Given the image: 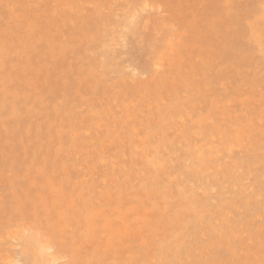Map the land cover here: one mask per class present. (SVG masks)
<instances>
[{
  "label": "rangeland",
  "instance_id": "obj_1",
  "mask_svg": "<svg viewBox=\"0 0 264 264\" xmlns=\"http://www.w3.org/2000/svg\"><path fill=\"white\" fill-rule=\"evenodd\" d=\"M142 2L153 4V10L152 7H149L147 11L142 10L144 9L141 6ZM137 4L140 5L138 9L142 14L139 21V35L131 47L132 57L136 61L144 62L149 56L148 42L166 29L172 37L174 36V42L169 45L165 41L162 43L164 58H162L163 61L161 60V68L151 69L149 74L132 76L127 71V69H132L127 66L133 63L129 60V48L123 45L119 33L125 32L123 19L127 20V18L124 14H129L128 11ZM0 23V44L10 47L9 54H0V58H5L7 66L6 70L0 69V264L7 253L21 250L20 235L21 232L23 235L28 234V228L33 229L32 231L36 234L35 238L38 240L45 235L44 239L49 237L57 247L67 246L64 249L66 253L70 251L67 253L68 258L60 264H163V262L169 264H264V185H262L264 178H259L261 174L264 176V140H261L264 138V0H0ZM107 34L114 36L117 43L110 46V49H114L110 53L115 51V55L110 54L113 59H107V64L103 65L102 59L105 58V54L100 50L101 39ZM108 61H111L110 65ZM114 67L121 69L117 70ZM122 67H126V70ZM120 70L125 71L121 73ZM103 74L104 80H101ZM208 78L211 81L208 82ZM13 98H16L20 107L19 115L11 114L12 103L9 107L2 104ZM68 101L74 107H71ZM64 107L69 112L65 111ZM226 107L232 110L230 108V110H225ZM177 108H179V114H177ZM217 110L222 111L221 114ZM59 112L63 114L61 117H59ZM234 114L237 115L234 116ZM76 117H80V120ZM208 118L209 121H207ZM257 118H260L262 122L260 123ZM199 119L203 125L205 124L204 126L198 125L200 124V121H197ZM238 119L241 121L239 122ZM122 121H128V123ZM96 122L101 123L98 126ZM193 122L202 131L195 128L192 125ZM150 123L154 126L152 127ZM107 125L112 130L106 128ZM229 126H232V129ZM193 128L197 133L204 134V137L199 134L200 137L196 138L197 133ZM257 128H260L259 130L263 133H260ZM206 130H209L210 134ZM152 131L157 133H152ZM162 132L166 135L164 136ZM187 133L193 138L188 139ZM241 133L242 138H235L239 135L241 137ZM213 134L215 137H212ZM108 135L110 138L106 137ZM148 135L149 140L146 138ZM69 136L74 137L73 141ZM178 136L183 138L180 139ZM127 137L129 141L125 140ZM212 139H215V142L211 147L209 141ZM117 140L120 142H116ZM181 140L186 141L184 145ZM195 140L197 145L200 144L198 148L195 147ZM243 140L244 144H242ZM112 141L115 143L113 144ZM130 141L133 148L129 145ZM249 141H254V143H249ZM261 141L263 146L260 145ZM159 142H161L160 145H158ZM174 142L177 146L173 144ZM178 142L181 145L178 146ZM222 142H226L228 148L233 144L234 147L230 148L233 153L229 150L230 153H227ZM75 143H78L77 147ZM164 143L166 146L169 144L170 149L173 148L171 149L173 153L169 157L166 154L169 159L167 162L162 160V162L165 161L162 169L155 167L154 170L153 166L148 164L154 156L153 145L156 147L165 145ZM204 145H208L209 148L204 147L206 149L203 153L210 157L209 159L205 157V164H202L198 156L203 149L201 146ZM214 145L223 147L220 155L214 154L216 153L213 150ZM191 146L195 147V151ZM252 146L256 149H252ZM71 148H74L73 152H70ZM176 148H178L177 151ZM141 149L145 150V153L151 152L147 156L142 154ZM207 149L210 151H206ZM118 150L125 151V153L121 151L119 153ZM122 153H124L123 156L127 155L125 157L128 159L123 158ZM224 155L228 156L224 157ZM74 156L75 159L72 162ZM107 156L110 157L107 158ZM221 158L226 159L224 160L226 164H223ZM258 159L260 160L257 161ZM76 160L78 163L75 162ZM227 160L230 161L229 164ZM46 161L52 165L46 164ZM194 161L198 163L197 167ZM214 161L216 167L222 165L219 171L217 169L214 171ZM110 162L117 168L113 170L114 166ZM180 162L185 164L179 165ZM231 162H234V165ZM255 162H262V164L260 166ZM208 163L214 166H209ZM74 165L76 167H73ZM187 166L193 172L189 171ZM183 167L184 169H181ZM239 168L243 171H239ZM119 169H122V172ZM125 169L128 172H125ZM178 169L182 172L177 171ZM225 169H227L226 174ZM197 170L200 171L197 172ZM108 171L112 174H108ZM196 172L199 179L195 176ZM204 172H209V174L206 176ZM236 172H241V174L238 175ZM251 172H253L252 175ZM123 173L124 176H122ZM247 174H250V179ZM101 176L104 178L102 179ZM175 177L178 179L176 180ZM207 177L210 179L205 181ZM241 177L244 179H240ZM181 181L182 185L188 184L185 187H189L184 194L183 189L179 188H183ZM188 182L195 184L194 187L192 188ZM225 182L229 183L223 185ZM233 182H236L237 188L231 185ZM202 183L209 184V189H212L213 184V187H217L218 190L214 188L210 192L204 185L207 190L205 192L204 188L201 189ZM223 186L226 187L225 192L229 196L223 192L225 188ZM245 186L248 187L247 190L249 189L246 192H244ZM64 189L68 193H65ZM190 189L195 190L196 197L188 192ZM157 191L161 193L156 194ZM196 191H198L197 194ZM255 192L261 199L255 195ZM223 198L226 199L223 200ZM248 198L253 203L252 205L250 201L246 202ZM252 198L254 201L251 200ZM82 199L86 200V203ZM227 200L228 202L225 203ZM192 201L200 206L196 207L194 204L195 209L193 205L191 208ZM167 205L172 207L168 206V211ZM235 205H239L238 208ZM205 206L209 211L207 215L204 214L206 218L203 217V219L199 214L202 209L199 208L204 209ZM227 206L228 211L225 214L224 209ZM213 207L219 208L215 212L216 208ZM220 208L224 211L222 212ZM228 212L230 215L227 216ZM79 215L82 220H79ZM195 217L198 219L196 220ZM198 220L203 222V224L198 223L200 227L195 226ZM83 221L89 223L93 221L91 222L93 227L88 222H85V227ZM190 221L191 223L193 221L194 225ZM87 225L90 226L91 232L87 230ZM60 227L63 232H60L62 229L58 230ZM69 229L72 231L75 229L74 233ZM95 229H97L96 232ZM65 230L71 234L65 233ZM182 231L183 234L178 235ZM200 231H204V234L201 235ZM80 238L82 240H79ZM63 239L69 243L66 244L67 241ZM82 243H87L88 247L85 248L87 244ZM168 243L171 246L166 245ZM206 247L209 249L207 250ZM74 248L76 251L72 250ZM175 249L185 252L176 263L173 261ZM195 249L198 251L196 252ZM194 252L196 253L192 255ZM76 254L81 258L79 256L77 258ZM77 260L78 263H76Z\"/></svg>",
  "mask_w": 264,
  "mask_h": 264
},
{
  "label": "bare ground",
  "instance_id": "obj_2",
  "mask_svg": "<svg viewBox=\"0 0 264 264\" xmlns=\"http://www.w3.org/2000/svg\"><path fill=\"white\" fill-rule=\"evenodd\" d=\"M126 1V0H125ZM63 3H66V2H64L63 1ZM68 3V2H67ZM75 5V4H74ZM139 4H137V6L135 7L134 5V7L133 8H131L128 12H129V14L128 13H126V14H124L125 16H126V18H127V20L126 19H123V25L125 26V32H123V30H122V34H120L119 33V35H121V38H122V41H123V45H125L126 47H128L129 49H128V53H130L129 54V60L130 61H132L133 63L131 64V65H129V67L127 66V68H131L132 67V69L131 70H129V69H127V71H128V73H130V74H132V76H137V75H141V74H144V73H148L151 69H156L157 67H162V58H164L163 57V51H162V47H161V45H162V43H164V41L165 42H167V44L169 45V44H171V43H173L174 41H173V37L168 33V29H166L165 31H163L162 33H160V35L158 36V37H156V38H153V39H150V41L148 42V44H149V56H148V58H145V60H144V62H139V61H136L133 57H132V55H133V51L131 50V47H132V44H133V42L137 39V37H138V35H139V21H140V17H141V14H140V10L138 9L139 8V6H138ZM141 6H143V8L144 9H142V10H146L147 11V9L149 8V7H152L153 6V4L151 5V4H149L148 2L146 3V2H142L141 3ZM155 6V5H154ZM62 7H63V5H62ZM233 7V6H232ZM76 8H79V7H76ZM142 8V7H141ZM70 9V8H69ZM71 9H73L74 10V8H71ZM152 10H153V7L151 8ZM70 11H72V10H70ZM73 12V11H72ZM125 12V11H124ZM60 14V13H59ZM58 14V15H59ZM123 15V16H124ZM22 16V15H21ZM149 17V16H148ZM31 20V19H30ZM121 20V19H120ZM71 22H72V20H71ZM1 24V23H0ZM146 25V24H145ZM123 26V27H124ZM118 27V26H117ZM120 27V26H119ZM146 27H147V25H146ZM123 29V28H122ZM147 29V28H146ZM121 30V29H120ZM119 30V31H120ZM252 35V34H251ZM18 37V36H17ZM119 38H120V36H118ZM66 38V37H65ZM118 39V38H117ZM4 40V39H3ZM152 40V41H151ZM13 41V40H12ZM70 41H71V39H70ZM120 41V40H119ZM2 42V41H1ZM9 42H10V40H9ZM121 42V41H120ZM14 43V42H13ZM39 43V42H38ZM97 43V42H96ZM115 43H117V41L115 40V37L114 36H111V35H106L105 37H103L102 39H101V49L100 50H102L103 52H104V54H105V58L104 59H102L103 61H102V63H103V65H106L107 64V59H111L112 58V56H110V54H114L115 55V51H113V53H110L111 52V50H114V49H110V46H111V44H115ZM119 43V42H118ZM6 44V43H5ZM41 44V43H40ZM98 45V44H97ZM8 45H4V44H0V54H9L10 53V47H7ZM35 46V45H34ZM97 46H95V48H96ZM98 47H99V45H98ZM113 47V46H112ZM119 47V46H118ZM16 51V50H15ZM26 51V50H25ZM236 53H237V51H235ZM234 52V53H235ZM241 52H243V51H241ZM235 53V54H236ZM245 53V52H244ZM14 56V55H13ZM110 57V58H109ZM114 58H115V56H113ZM98 58V57H97ZM100 58V57H99ZM103 58V57H102ZM118 58V57H117ZM116 58V59H117ZM121 58H122V55H121ZM113 59V58H112ZM10 60V59H9ZM162 60V61H161ZM99 61H100V59H99ZM98 61V62H99ZM9 62V61H8ZM93 62V61H92ZM91 62V63H92ZM111 62V61H110ZM110 62L108 61V63H109V65H110ZM165 62V61H164ZM97 63V62H96ZM128 63V62H127ZM166 63V62H165ZM112 64V63H111ZM96 65V64H95ZM117 65V64H116ZM113 66V65H112ZM103 68H104V66H102ZM102 67H99V68H102ZM111 67V66H110ZM6 68H7V66H6V62H5V58H0V69H5L6 70ZM97 68V67H96ZM106 68V67H105ZM115 68V67H114ZM117 68V67H116ZM115 68V69H116ZM122 68H124V67H122ZM114 69V70H115ZM119 69H121V68H117V70H119ZM125 70H126V67L124 68ZM106 70V69H105ZM125 70H123V72H121V70L119 71V72H121V73H124V71ZM159 70H161L162 71V69H159ZM246 70V69H245ZM17 71H18V69H17ZM116 71V70H115ZM101 72H103V71H101ZM101 72H99V73H101ZM105 72V71H104ZM118 72V71H117ZM223 72V71H222ZM106 73V72H105ZM112 73V72H111ZM126 73V72H125ZM150 73V72H149ZM148 73V74H149ZM95 74H97L98 75V73H95ZM223 74V73H222ZM221 74V75H222ZM101 75V74H100ZM7 76V75H6ZM5 78V77H4ZM92 78V77H91ZM94 78V77H93ZM129 78H131V77H129ZM94 79H96V77L94 78ZM93 79V80H94ZM132 79V78H131ZM98 80V79H97ZM101 80H104V74H103V79H101ZM206 81H207V79H206ZM209 81H211V80H209V78H208V82ZM1 82V81H0ZM101 82V81H100ZM103 82V81H102ZM4 83V82H3ZM213 83V82H212ZM99 84V83H98ZM215 84V83H214ZM213 84V85H214ZM97 85V84H96ZM214 87H215V85H214ZM206 98V97H205ZM211 98V97H210ZM264 98V97H263ZM73 100V99H72ZM71 100V101H72ZM210 100V99H209ZM102 101V100H101ZM104 101V100H103ZM163 101V100H162ZM181 101V100H180ZM179 101V102H180ZM69 102V101H68ZM10 103H12V110H11V114H13V115H19V113H20V107L18 106V104H17V101H16V98H13V99H11L10 101H8V102H3L2 104L3 105H8V107H9V105H10ZM70 103V102H69ZM102 102H100V104H101ZM175 103V102H174ZM209 103H211V102H209ZM218 103H220V102H218ZM1 104V103H0ZM78 105L80 104V103H77ZM180 104V103H179ZM182 104V103H181ZM184 104V103H183ZM212 104V103H211ZM215 104V103H214ZM259 104V103H258ZM70 105H71V103H70ZM69 105V106H70ZM175 105V104H174ZM202 104H200V106H201ZM219 106H220V104H218ZM217 105V106H218ZM230 105V104H229ZM1 106V105H0ZM5 106V107H6ZM69 106H68V108H69ZM74 107V105H71V107ZM176 106V105H175ZM174 106V107H175ZM214 106V105H213ZM213 106H210L211 108H213ZM222 106V105H221ZM4 107V108H5ZM67 107V106H66ZM228 107V106H227ZM224 108L225 110H227V109H229V108ZM151 108H152V106H151ZM217 108V107H216ZM65 111H68V109L67 108H63ZM67 109V110H66ZM74 109V108H73ZM175 109V108H174ZM178 109L179 108H177V111H178ZM186 109V108H185ZM208 109V108H207ZM206 109V110H207ZM222 109V108H221ZM231 109V108H230ZM229 109V110H230ZM6 109H4V111H5ZM24 110V109H23ZM62 110V109H61ZM187 110V109H186ZM205 110V111H206ZM214 110V109H213ZM232 110V109H231ZM3 111V110H2ZM1 111V112H2ZM3 111V112H4ZM7 111V110H6ZM142 111V110H141ZM200 111H202V110H200ZM216 111V110H215ZM217 111H219V113L221 114V112L222 111H220V110H217ZM224 111V110H223ZM64 112V111H63ZM69 112V111H68ZM67 112V113H68ZM161 112V111H160ZM166 112V111H165ZM165 112H163L164 114H166ZM181 112V111H180ZM207 112V111H206ZM234 112V111H233ZM95 113V112H94ZM127 113H129V112H127ZM156 113V112H155ZM175 113H176V111H175ZM219 113H217V114H219ZM59 114H60V112H59ZM158 114V113H157ZM163 114V115H164ZM177 114H179V111H178V113ZM216 114V115H217ZM245 114V113H244ZM63 114L61 113L60 115H59V117H61ZM65 115V114H64ZM127 115V114H126ZM191 115H192V113H191ZM190 115V116H191ZM206 115V114H205ZM209 115L211 116V114L209 113ZM237 115V114H236ZM235 114H234V116H236ZM246 115V114H245ZM168 116V115H167ZM204 115H203V113H202V117H203ZM208 116V115H207ZM219 116V115H218ZM226 116V115H225ZM244 116V115H243ZM248 116V115H247ZM67 118H68V116H66ZM110 117V116H109ZM159 117V116H158ZM209 117V116H208ZM215 117V116H214ZM220 117H224V115L223 116H221L220 115ZM219 117V118H220ZM231 117H233V115L232 116H230V118ZM246 117V116H245ZM244 117V118H245ZM73 118V117H72ZM77 118V117H76ZM129 118H131L130 116H129ZM128 118V119H129ZM164 118V117H163ZM199 118H201V117H199ZM212 118V117H211ZM240 118H241V116H240ZM261 118V117H260ZM259 118V119H260ZM57 119V118H56ZM78 120H80V117H78L77 118ZM77 119H75V122H76V120ZM123 119H125V117L123 118ZM158 119V118H157ZM173 119V118H172ZM180 119V118H179ZM183 119H184V117H183ZM202 119V118H201ZM215 119V118H214ZM213 119V120H214ZM232 119V118H231ZM237 119V118H236ZM251 119V118H250ZM258 119V118H257ZM258 119V121H260V123L262 122V120H259ZM262 119V118H261ZM81 120H82V118H81ZM127 120V119H126ZM132 120V119H131ZM159 120V119H158ZM157 120V121H158ZM161 120H162V118H160V122H161ZM202 120H204V119H202ZM210 119L208 118L207 119V121H209ZM212 120V119H211ZM212 120V121H213ZM217 120V119H216ZM225 120V119H224ZM224 120H223V122H224ZM57 121V120H56ZM83 121H85V120H83ZM82 121V122H83ZM156 121V120H155ZM195 121V120H194ZM197 121H200V119L199 120H197ZM219 121V120H218ZM217 121V122H218ZM220 121H221V119H220ZM238 121H239V119H238ZM238 121H236V122H238ZM241 121V120H240ZM239 121V122H240ZM58 122V121H57ZM68 122H69V120H68ZM82 122H80V123H82ZM105 122V121H104ZM122 122H124V121H122ZM151 122H154V121H151ZM168 122V121H167ZM204 122V121H203ZM238 122V123H239ZM244 122H245V119H244ZM244 122H243V124H244ZM248 122V121H247ZM77 123V122H76ZM97 123V122H96ZM101 123V122H100ZM99 123V124H100ZM107 123V122H106ZM124 123H128V121L127 122H124ZM162 123V122H161ZM160 123V124H161ZM164 123V122H163ZM162 123V124H163ZM183 123V122H182ZM194 123L195 122H193V124L192 125H194ZM215 124H216V122H214ZM222 123V122H221ZM237 123V124H238ZM250 123V122H249ZM248 123V124H249ZM99 124L97 123V125L99 126ZM151 124V123H150ZM154 124H155V122H154ZM157 124V123H156ZM161 124V125H162ZM196 124V123H195ZM202 124V121H200V124H198V125H201ZM218 124V123H217ZM216 124V125H217ZM219 124H220V122H219ZM230 124V123H229ZM243 124H241V125H243ZM247 124V125H248ZM252 124H254V123H252ZM74 125V124H73ZM72 125V126H73ZM96 125V124H95ZM108 125H110V124H108ZM108 125H107V127L106 128H110L111 129V127H108ZM115 125V124H114ZM166 125V124H165ZM189 125V124H188ZM197 125V124H196ZM203 125V124H202ZM201 125V126H202ZM205 125V124H204ZM203 125V126H204ZM207 125V124H206ZM214 125V124H213ZM71 126V125H70ZM106 126V125H105ZM151 126L153 127L154 125L153 124H151ZM186 126V125H185ZM195 126V125H194ZM208 126H209V124H208ZM225 126V125H224ZM232 126H234V124L232 125ZM231 126V127H232ZM74 127V126H73ZM77 126H75V128H76ZM83 127V126H82ZM100 127H101V125H100ZM149 127H150V125H149ZM162 127V126H161ZM197 126H195V128H196ZM200 127V126H199ZM215 127H217V126H215ZM230 126H229V128H231ZM251 127H253V125L251 126ZM255 128H256V126H254ZM72 128V127H71ZM113 128V127H112ZM117 128V127H116ZM136 128V127H135ZM155 128L157 129V126H155ZM159 128V127H158ZM176 128V127H175ZM198 128V127H197ZM202 128V127H201ZM227 128V127H226ZM225 128V129H226ZM233 128H235V127H233ZM89 129V128H88ZM115 129V128H114ZM114 129H113V131H114ZM119 129V128H118ZM137 129V128H136ZM151 129V128H150ZM161 130H162V128H160ZM185 129V128H184ZM194 129V128H193ZM199 129V128H198ZM206 129V128H205ZM209 129V128H208ZM232 129V128H231ZM249 129V128H248ZM258 130L260 129V128H257ZM112 130V129H111ZM154 130V129H153ZM185 130H187V129H185ZM190 130V129H189ZM195 130V129H194ZM200 131H202L201 129H199ZM204 130V129H203ZM218 130V129H217ZM116 131V130H115ZM119 131V130H118ZM156 131V130H155ZM155 131H152V133L154 132L155 134L157 133V132H155ZM158 131V130H157ZM165 131H166V129H165ZM171 131V130H170ZM191 131V130H190ZM196 131V130H195ZM200 131H198V132H200ZM207 131V130H206ZM216 131V130H215ZM224 131V130H223ZM246 131V130H245ZM251 131V130H250ZM260 131V130H259ZM67 132V131H66ZM97 132V131H96ZM139 132V131H138ZM150 132V131H149ZM204 132V131H203ZM208 133H209V130L207 131ZM227 132V131H226ZM230 132V131H229ZM233 132H234V130H233ZM240 132H241V130H240ZM109 133V132H108ZM122 133V132H121ZM145 133V132H144ZM151 133V134H152ZM165 133V132H164ZM182 133H184V132H182ZM196 133H197V131H196ZM208 133H205L206 135L208 134ZM218 133V132H217ZM237 133V132H236ZM239 133V132H238ZM237 133V134H238ZM250 134H251V132H249ZM253 133V132H252ZM260 133H263V131L261 132L260 131ZM114 134H115V132H114ZM117 134H119V133H117ZM138 134V133H137ZM150 134V135H151ZM161 133L159 132V135H160ZM162 134H163V132H162ZM188 134V133H187ZM193 134H195V132L193 133ZM200 133H197V137H196V134H195V137L196 138H198V136L200 137V135L201 136H203L202 134H200ZM210 134V133H209ZM215 134H216V132H215ZM215 134H213L212 135V137H215ZM229 135H230V133H228ZM232 134V133H231ZM240 134V133H239ZM97 135H99V134H97ZM139 135V134H138ZM158 135V136H159ZM164 136L166 135V134H163ZM182 136H183V134H181ZM217 135V134H216ZM220 135V134H219ZM234 135V134H233ZM245 135H247V134H245ZM62 136V135H61ZM61 136H59V137H61ZM74 136H76V135H74ZM163 136V137H164ZM168 136V135H167ZM188 136V139L189 138H193V136L192 137H189V134L187 135ZM210 136V135H209ZM209 136H207V137H209ZM221 136V135H220ZM220 136H219V138H220ZM256 137H257V135H255ZM70 137V136H69ZM73 137V136H72ZM106 137H109L110 138V136L108 135V136H106ZM114 137V136H113ZM117 137V136H116ZM123 137V136H122ZM146 137V136H145ZM151 137H153L152 135H151ZM169 137V136H168ZM186 137V136H185ZM184 137V139H186ZM204 137V136H203ZM218 137V136H217ZM216 137V138H217ZM230 137H232L231 135H230ZM244 137V136H243ZM256 137H253L252 136V138H256ZM71 138V137H70ZM74 138V137H73ZM73 138H71V140L73 139ZM118 138H119V140H120V137H119V135H118ZM142 138V137H141ZM148 140H149V135H148V137H146ZM159 138V137H158ZM167 137H165V139H166ZM178 138H180V136H178ZM177 138V139H178ZM181 138H183V137H181ZM180 138V139H181ZM195 138V139H196ZM221 138H223L222 136H221ZM220 138V139H221ZM227 138V137H226ZM235 138H242V133H241V137H240V135L238 136V137H235ZM61 139H63V137H61ZM60 139V140H61ZM106 139V138H105ZM115 139V138H114ZM128 139V137L127 138H125V140H127ZM151 139V138H150ZM161 139V138H160ZM176 139V138H175ZM209 139V138H208ZM219 139V140H220ZM258 139V138H257ZM256 139V140H257ZM259 139H261V138H259ZM75 140V139H74ZM109 140V139H108ZM111 140V139H110ZM109 140V141H110ZM122 140H124V139H122ZM124 140V141H125ZM153 140V139H152ZM159 140V139H158ZM167 140H168V138H167ZM166 140V141H167ZM170 140V139H169ZM241 140V139H240ZM261 140H264V138L263 139H261ZM73 141V140H72ZM104 141H106V140H104ZM109 141H106V142H109ZM114 141V140H113ZM112 141V142H113ZM123 141V143H125ZM128 141H129V139H128ZM151 141V140H150ZM155 141V140H154ZM162 141V140H161ZM165 141V140H164ZM172 141V140H171ZM174 141H176V140H174ZM201 141V139L199 140V142ZM223 141V140H222ZM248 141V140H247ZM116 142H120V141H116ZM147 142H149V141H147ZM170 142V141H169ZM181 142H182V140H181ZM184 142H186V141H184ZM184 142H182V144L184 143ZM193 142V141H192ZM206 142V141H205ZM208 142V141H207ZM215 142V139H212V140H210L209 141V146H211L213 143ZM115 142H113V144H114ZM152 144H153V142H151ZM150 143V144H151ZM156 143V142H155ZM160 143L161 142H159V144L158 145H160ZM176 143H177V141H176ZM222 143H224V142H222ZM233 143V142H232ZM245 142H244V140H243V142H242V144H244ZM249 143H254V141L253 142H250L249 141ZM56 144V143H55ZM73 144V143H72ZM108 144H110V143H108ZM112 144V143H111ZM121 144V143H120ZM146 144V143H145ZM149 144V143H148ZM165 145H161V146H156L155 147V145H153L154 146V148H153V157L149 160V165H152L153 166V168H154V170H155V167L156 168H158L159 170H160V168L164 165V162H162V160L164 159V160H166V162L168 161V159L169 158H167V156H166V154H168V157L169 156H171L172 155V151H171V149H173V148H171L170 149V146H169V144L166 146V143H164ZM175 146H177L176 144H175V142L173 143ZM179 144H180V142H178V146H179ZM191 144V143H190ZM194 144H196V140H195V143ZM216 144H217V142H216ZM229 144H231V143H229ZM240 144V143H239ZM260 144V143H259ZM259 144H257V145H259ZM53 145V144H52ZM77 145H78V143H75V146L77 147ZM126 145H128V144H126ZM129 145H131V147L133 148V144L131 143V141H130V144ZM135 145H137V143L135 144ZM181 145V144H180ZM184 145V144H183ZM187 145V144H186ZM191 145H193V144H191ZM200 145V144H199ZM199 145H197L196 144V148H198V146ZM206 145V144H205ZM201 146V148H203V149H201V151H200V154H199V156H198V158H199V160H200V162H202V164H205V157H208L207 155H204V153H203V151L208 147L209 148V146L207 145V146ZM220 145H221V143H220ZM216 146V145H214V151L216 152V153H214V154H217V155H220L221 153L220 152H222V150H223V147H221V146ZM223 145V144H222ZM241 145V144H240ZM250 145V144H249ZM260 145H262L263 146V143H262V141H261V144ZM110 146H112V145H110ZM122 146V145H121ZM150 146V145H149ZM149 146H146L147 148L149 147ZM216 146V147H215ZM224 146H225V149H227V153H230V152H228V150L229 151H231L232 152V149H230V148H232L231 146H233V144H231V145H229V148L227 147V143L225 142L224 143ZM239 146V145H238ZM72 147H73V145H72ZM124 147L126 148V146L124 145ZM145 147V146H144ZM171 147H172V145H171ZM174 147V146H173ZM183 148H184V146H182ZM195 147H193L192 148V146H191V148L192 149H194V151H195ZM204 147H206L205 149H204ZM212 147V146H211ZM234 147V146H233ZM236 147V146H235ZM243 147V146H242ZM248 147V146H247ZM250 147V146H249ZM70 148V147H69ZM68 148V149H69ZM138 148V147H137ZM136 148V149H137ZM143 148V147H142ZM150 148V147H149ZM200 148V147H199ZM120 149H122V148H120ZM139 149V148H138ZM143 149H145V148H143ZM143 149H141V150H143ZM175 149V148H174ZM177 149L178 148H176V151H177ZM182 149V148H181ZM189 149H190V147H189ZM237 149H239V148H237ZM252 149H256V147L255 148H253V146H252ZM71 151L70 152H73V150H74V148H71L70 149ZM126 150V149H125ZM140 150V151H141ZM196 150H198V149H196ZM242 150V149H241ZM248 150V149H247ZM119 151V150H118ZM121 152H124L125 153V151H122V150H120ZM120 151H119V153H120ZM147 151H148V149H147ZM162 151H164V152H162ZM191 151V150H190ZM193 151V150H192ZM206 151H210V149H207ZM206 151H205V153H206ZM213 151V152H214ZM151 152V151H150ZM149 151L147 152V153H145V150H143V152H142V154H146L147 156L149 155V153H150ZM225 151H223V153H224ZM225 152V153H226ZM242 152V151H241ZM241 152L239 153V154H241ZM261 152H263V151H261ZM124 153H122V156L124 155ZM233 153V152H232ZM237 153H238V151H237ZM249 153V152H248ZM254 153V152H253ZM260 153V152H259ZM106 154V153H105ZM104 154V155H105ZM117 154V153H116ZM174 154H175V152H174ZM189 154V153H188ZM195 154V153H194ZM193 154V155H194ZM198 154V153H197ZM213 154V155H214ZM69 155V154H68ZM97 155V154H96ZM101 155V154H100ZM99 155V156H100ZM103 155V156H104ZM108 155V154H107ZM118 155H121V154H118ZM118 155H117V157H118ZM128 155H129V147H128ZM152 155V154H151ZM191 155H192V153H191ZM211 155V154H210ZM229 155V154H228ZM228 155H226V156H228ZM246 154L244 153V156H245ZM102 156V157H103ZM125 156H127V155H125ZM125 156H123V158L125 157ZM216 155H214V157H215ZM225 155H224V157H226ZM233 156V155H232ZM73 157V156H72ZM105 157V156H104ZM110 157V156H109ZM108 156H107V158H109ZM143 157H145L144 155H143ZM210 157V156H209ZM209 157L207 158V159H209ZM71 158V157H70ZM96 158V157H95ZM125 158H127L128 159V157H125ZM194 158H195V155H194ZM215 158H217V157H215ZM249 158H250V160H252V157H250L249 156ZM74 159H75V156H74V158L72 159L73 161L72 162H74ZM104 159H106V158H104ZM112 159V158H111ZM119 159V158H118ZM122 159V158H121ZM127 159H125V160H127ZM142 159V158H141ZM190 159V158H189ZM206 159V160H207ZM214 159V158H213ZM212 159V160H213ZM222 160H223V158H221ZM100 160V159H99ZM102 160H103V158H102ZM113 160V159H112ZM197 160V159H196ZM224 160H226V159H224ZM224 160H223V164H226V163H224ZM229 160V159H228ZM227 160V164H229L230 163V161H228ZM231 160V159H230ZM237 160V159H236ZM247 160V159H246ZM260 159H258L257 161H259ZM107 161V160H106ZM176 161V160H175ZM191 161H193V160H191ZM217 161V160H216ZM234 161V160H233ZM71 162V163H72ZM76 163H78L77 162V160L75 161ZM81 162V161H80ZM102 162V161H101ZM126 162V161H125ZM178 162V161H177ZM195 163H196V161H194ZM207 162V161H206ZM215 162V161H214ZM213 162V163H214ZM219 162H220V160H219ZM229 162V163H228ZM241 163H242V161H240ZM240 162H239V165H240ZM57 163V162H56ZM104 163V162H103ZM112 162H110V164H111ZM113 163H114V161H113ZM113 163L111 164V165H113ZM120 163H123V162H120ZM174 163V162H173ZM181 163L182 162H180V164L179 165H181ZM191 163V162H190ZM232 164L234 163V162H231ZM255 163H258V162H255ZM46 164H48L47 163V161H46ZM49 164L50 165H52L50 162H49ZM48 164V165H49ZM58 164V163H57ZM75 164V163H74ZM100 164V163H99ZM105 164V163H104ZM177 164V163H176ZM182 164H185V163H182ZM194 164V163H193ZM209 164V163H208ZM207 164V165H208ZM215 164V166L214 165H212V164H209V166L210 165H212V166H214V171H215V169H217L218 171H219V167L220 168H222V165H220L219 167H216V162L214 163ZM232 164H230L231 166H233ZM260 164H262V162L261 163H258V165H260ZM103 165V164H102ZM124 165H126V164H124ZM178 165V164H177ZM189 165V164H188ZM197 165H198V163H196V167H197ZM199 165H200V163H199ZM229 165V166H230ZM239 165H237V166H239ZM242 165V164H241ZM65 166V165H64ZM80 166V165H79ZM99 166V165H98ZM106 166V165H105ZM114 167H112V169L114 170L115 168H117V166H115V165H113ZM170 166V165H169ZM172 166V165H171ZM183 166V165H182ZM185 166V165H184ZM194 166V165H193ZM228 166V167H229ZM237 166H235V168L237 167ZM249 166H251V165H249ZM256 166V165H255ZM261 166V165H260ZM52 167V166H51ZM73 167H76L75 165L73 166ZM110 167V168H111ZM121 167V166H120ZM177 167V166H176ZM186 167V166H185ZM188 167V166H187ZM190 167H191V165H190ZM195 167V168H196ZM199 167H202V166H199ZM203 167H204V165H203ZM240 167V166H239ZM246 167V166H245ZM102 168V167H101ZM122 168V167H121ZM125 168V167H124ZM137 168V167H136ZM163 168V167H162ZM161 168V169H162ZM166 168V167H165ZM170 168V167H169ZM172 168V167H171ZM174 168H175V166H174ZM180 168V167H179ZM189 168V167H188ZM193 168V167H192ZM205 168H207V167H205ZM210 168V167H209ZM232 168V167H231ZM234 168V167H233ZM234 168V169H235ZM242 168V167H241ZM251 168V167H250ZM98 169V168H97ZM168 169V168H167ZM181 169H184V167L183 168H181ZM180 169V170H181ZM190 170L189 171H192L191 170V168H189ZM198 169H200V168H198ZM208 169V168H207ZM244 169V168H243ZM46 170V169H45ZM68 170V169H67ZM99 170V169H98ZM107 170H109V171H111V169H107ZM106 170V171H107ZM112 170V173L114 172ZM119 170H121V172H122V169H119ZM118 170V171H119ZM135 170V169H134ZM138 170V169H137ZM179 169L177 170V171H180ZM188 170V169H187ZM208 170H210V169H208ZM226 170L227 169H225L224 170V173L226 174ZM233 170V169H232ZM237 170H238V167H237ZM240 170H242V169H240L239 168V171ZM70 171H72L71 169H70ZM73 171H75V170H73ZM108 171V174H112L111 172H109ZM153 171V170H152ZM164 171H166V169H164ZM168 171V170H167ZM173 171V170H172ZM171 171V172H172ZM185 171V170H184ZM183 171V172H184ZM195 171H196V169H195ZM198 171H200V170H197V172ZM203 171V170H202ZM213 171V172H214ZM218 171H216V172H218ZM220 171H222L221 169H220ZM234 171V170H233ZM243 171V170H242ZM65 172V171H64ZM98 172V171H97ZM117 172V171H116ZM125 172H128L126 169H125ZM130 172V171H129ZM163 172V171H162ZM181 172H182V170H181ZM186 172V171H185ZM188 172V171H187ZM186 172V173H187ZM193 172V171H192ZM197 172H196V177L198 178V176H197ZM210 172V171H209ZM209 172L208 173H206V172H204V173H206V176H207V174H209ZM211 172H212V170H211ZM230 172V171H229ZM78 173V172H77ZM107 173V172H106ZM168 173H170V171H168ZM167 173V174H168ZM185 173V176H187V174ZM219 173H221L222 174V172H219ZM231 173V172H230ZM236 173H238V172H236ZM244 173H245V171H244ZM249 173V172H248ZM252 173L253 172H251L250 174L252 175ZM255 173V172H254ZM264 173V172H263ZM71 174V173H70ZM100 174V173H99ZM98 174V175H99ZM102 175H103V173H101ZM104 174H105V172H104ZM116 174V173H115ZM120 174V173H119ZM119 174L117 175V177L119 176ZM129 174H131V173H129ZM155 174V173H154ZM172 174V173H171ZM190 174V173H189ZM212 174V173H211ZM225 174H223V175H225ZM239 174H241V172H239L238 173V175ZM246 174V173H245ZM245 174H242V175H245ZM250 174H247L248 175V178H249V175ZM128 175V174H127ZM156 175H158V174H156ZM156 175H154L155 177H156V179H157V176ZM163 175V174H162ZM170 175V174H169ZM191 175V174H190ZM202 175V174H201ZM204 175V174H203ZM232 175V174H231ZM236 175V174H235ZM241 175V176H242ZM247 175L246 176H244L245 178L247 177ZM254 175V174H253ZM71 176H73V175H71ZM79 176V175H78ZM78 176H75V177H78ZM100 176V175H99ZM121 176V175H120ZM122 176H124V173L122 174ZM126 176V175H125ZM153 176V177H154ZM164 176V175H163ZM172 177H174L173 175H171ZM170 176V177H171ZM179 176H180V174H179ZM179 176H177V177H179ZM205 176V175H204ZM213 177H214V175H212ZM102 177V179L105 177V175H104V177L103 176H101ZM113 177V176H112ZM116 177V176H115ZM114 177V178H115ZM171 177V178H172ZM181 177H183L182 175H181ZM191 177V176H190ZM231 177V176H230ZM261 177L262 178H264V176L261 174L260 176H259V178L261 179ZM72 178V177H71ZM114 178H112V179H114ZM119 178V177H118ZM184 178V177H183ZM191 178H193V176L191 177ZM197 178H193L194 180L196 179V180H198ZM208 178V179H207ZM207 178H205V179H207V180H205L204 178H202L203 180H205V181H208L210 178L209 177H207ZM217 178V177H216ZM247 178V180H249ZM117 179V178H116ZM151 179H153L152 177H151ZM151 179H149V180H151ZM167 179V178H166ZM173 179V178H172ZM175 179H176V177H175ZM178 179V178H177ZM176 179V180H177ZM181 179V178H180ZM179 179V180H180ZM238 179V178H237ZM240 179H244L243 177H241ZM71 180V179H70ZM154 180V179H153ZM152 180V181H153ZM158 180H159V178H158ZM158 180H156V181H158ZM169 180V179H168ZM182 180V179H181ZM185 180V179H184ZM239 180V179H238ZM237 180V181H238ZM246 180V181H247ZM252 180H254V178L252 179ZM170 181V180H169ZM174 181V180H173ZM193 181V180H192ZM199 181V180H198ZM213 181H215V180H213ZM243 181V180H242ZM72 181H70V183H71ZM114 182V181H113ZM116 182V181H115ZM117 182H119V181H117ZM159 182H160V180H159ZM158 182V183H159ZM164 181H162V183H163ZM172 182V181H171ZM176 182H178V183H180L179 181H176ZM219 181H217V183H218ZM221 182V181H220ZM244 182V181H243ZM66 183V182H65ZM68 183H69V180H68ZM96 183V182H95ZM143 183V182H142ZM161 183V182H160ZM189 184H191L190 182H188ZM192 183H195V182H192ZM223 183V182H222ZM221 183V184H222ZM229 183V182H228ZM227 182H225L223 185H225V184H228ZM231 183H232V181H231ZM236 183V182H235ZM235 183L233 182V184H231L232 186L233 185H235ZM147 184H148V182H147ZM150 184H152V183H150ZM183 183H182V181H181V185H182ZM219 184V183H218ZM220 184V185H221ZM239 185H240V181H239V183H238ZM258 184H260V182L258 183ZM66 185V184H65ZM91 185V184H90ZM94 185V183L92 184V186ZM98 185V184H97ZM145 185V184H144ZM171 184H169V186H170ZM186 185H188V184H186ZM186 185H182L183 186V188L182 187H179V188H181V189H183V194H184V192H186V189L187 188H189V187H185ZM192 185V188L194 187V185L195 184H191ZM203 187L201 188V189H203L204 188V185H205V187H207L208 188V190H210V192L212 191V190H214V188L215 187H213V184H212V189H209V184H207V183H202L201 184ZM253 185V184H252ZM251 185V186H252ZM254 185H256V184H254ZM262 185H264V184H262ZM71 186V185H70ZM75 186V185H74ZM78 186V185H77ZM146 186V185H145ZM228 186V185H227ZM249 186V185H248ZM250 186V190H251V187ZM66 188H67V186H65ZM151 187V186H150ZM157 187V186H156ZM156 187H154L155 189H158V188H156ZM221 187H222V185H221ZM225 186H223V188H224ZM254 187V186H253ZM71 188V187H70ZM170 188V187H169ZM169 188H168V190H169ZM191 188V189H192ZM200 188V187H199ZM199 188H197L198 190H200ZM211 188V187H210ZM222 188V189H223ZM228 188H229V186H228ZM227 188V189H228ZM235 188H237V185H235ZM234 188V189H235ZM244 188H246V186L244 187ZM248 188V187H247ZM247 188L246 189H244L245 191L244 192H246V191H248L247 190ZM255 188V187H254ZM69 189V188H68ZM77 189H78V187H77ZM91 189V188H90ZM93 189V188H92ZM91 189V190H92ZM173 189V188H172ZM190 189V191L188 190V192L192 195V196H195L196 197V195H195V193H194V191H192ZM218 190V188L216 187L215 188V190ZM225 189H226V187L224 188V191L223 192H225ZM230 189H232V187L230 188ZM233 189V190H234ZM58 190V189H57ZM65 190V189H64ZM71 190V189H70ZM90 190V191H91ZM95 190V189H94ZM204 190H205V192L207 191L205 188H204ZM52 191V190H51ZM66 192L65 193H68L67 192V190H65ZM73 191V190H72ZM160 191V190H159ZM159 191H157V193L156 194H160L159 193ZM170 191V190H169ZM168 191V192H169ZM241 191V190H240ZM261 191V190H260ZM73 192H75V191H73ZM92 192V191H91ZM91 192L89 193V192H87V193H89V194H91ZM182 192V191H181ZM197 192L198 191H196V194H197ZM203 192V191H202ZM204 192V193H205ZM209 192V191H208ZM222 192V193H223ZM228 192V191H227ZM53 193V192H52ZM216 193H217V191H216ZM259 193V192H258ZM261 193H262V191H261ZM73 194H75V193H73ZM76 194H78V193H76ZM83 195H85V193H82ZM156 194L154 195V196H156ZM171 194V193H170ZM170 194H168V195H170ZM188 194V193H187ZM187 194H185V195H187ZM189 194V195H190ZM227 193L225 192V195H226ZM230 194V193H229ZM69 195H70V193H69ZM80 195H81V193H80ZM165 195H167V193H165ZM176 195V194H175ZM182 195V194H181ZM184 195V196H185ZM190 195V196H191ZM202 195V194H201ZM206 195V194H205ZM222 195V194H221ZM228 195V194H227ZM255 195H256V192H255ZM68 196V195H67ZM71 196V195H70ZM78 196V195H77ZM177 196V195H176ZM190 196H188V197H190ZM203 196V195H202ZM208 196V195H207ZM229 196V195H228ZM256 196H259V195H256ZM65 197V195L63 196V198ZM79 197V196H78ZM83 197V196H82ZM81 197V198H82ZM86 198H87V196H85ZM165 197H167V196H165ZM181 197V196H180ZM185 197H187V196H185ZM185 197H183V198H185ZM254 197V196H253ZM80 198V199H81ZM155 198H157V197H155ZM175 198H177V197H175ZM182 198V197H181ZM180 198V199H181ZM191 198V197H190ZM189 198V199H190ZM193 198V197H192ZM199 198V197H198ZM202 198H204L205 199V197H202ZM259 198H260V196H259ZM73 199H75V197L73 198ZM154 199V198H153ZM166 199H169L168 197L166 198ZM166 199H164V200H166ZM196 199V198H195ZM203 199V200H204ZM226 199V198H225ZM224 198H223V200H225ZM239 199V198H238ZM243 199V198H242ZM261 199V198H260ZM170 200H172L171 198H170ZM177 200V199H176ZM179 200V199H178ZM200 200H201V198H200ZM212 200V199H211ZM214 201H215V199H213ZM223 200H221V202L223 201ZM252 201H254V199L252 198L251 199ZM82 201H84L83 199H82ZM86 201V200H85ZM84 201V203H86ZM87 201H88V199H87ZM189 201V200H188ZM246 201V200H245ZM244 201V202H245ZM250 200H249V198L247 199V201L246 202H249ZM171 202V201H170ZM183 202V201H182ZM193 202V201H192ZM192 202H190V203H192ZM198 202H199V200H198ZM206 202H207V200H206ZM211 202V201H210ZM213 202V201H212ZM228 202V200L225 202V203H227ZM232 202V201H231ZM238 202V201H237ZM251 202V201H250ZM67 203H68V201H67ZM83 203V204H84ZM89 203H90V201H89ZM165 203V202H164ZM163 203V204H164ZM172 203V202H171ZM181 203V202H180ZM214 203V202H213ZM217 203V202H216ZM241 203H243V202H241ZM82 204V205H83ZM169 204V203H168ZM182 204V203H181ZM194 202L191 204V208H192V205H193V207H194V209H195V206H194ZM221 204V203H220ZM237 204V203H236ZM253 203L251 202V205H252ZM70 205H72V204H70ZM69 205V206H70ZM88 205V204H87ZM183 205H185L184 204V202H183ZM196 205V207H199L200 206V204L199 205H197V204H195ZM204 205V204H203ZM203 205H202V207H203ZM69 206H68V208H69ZM85 206V205H84ZM169 205H167V207H168ZM177 206V205H176ZM236 206V205H235ZM238 206L239 205H237L236 207L238 208ZM83 207V206H82ZM89 207V206H88ZM88 207H87V209H88ZM170 207V206H169ZM169 207H168V209H167V211L169 210ZM187 207V206H186ZM221 207V206H220ZM241 207V206H240ZM240 207H239V209H240ZM52 208V207H51ZM80 208V207H79ZM86 208V207H85ZM164 208H166V207H164ZM170 208H172V207H170ZM190 208V209H191ZM213 208H216V207H213ZM217 208H219V207H217ZM217 208H216V210H215V212L217 211ZM222 208H224V207H222ZM235 208V207H234ZM249 208H251V207H249ZM92 209V208H91ZM189 209V208H188ZM199 209H202V210H200V212L201 213H199V214H201V218H206L205 216H204V214H206L207 215V211H209V210H207L206 209V206L204 207V209L203 208H199ZM209 209H211V208H209ZM228 209V206H227V208L226 209H224L225 210V214H226V211H228L227 210ZM239 209H236V210H238L239 211ZM64 210V209H63ZM62 210V211H63ZM86 210V209H85ZM197 210V209H196ZM220 210H222L221 208H220ZM224 210H222V212L224 211ZM241 210H242V208H241ZM52 211V210H51ZM66 211V210H65ZM64 211V212H65ZM70 211H72V210H70ZM88 211V210H87ZM183 211V210H182ZM198 211V210H197ZM69 212V211H68ZM93 212V211H92ZM163 212H165V211H163ZM162 212V213H163ZM186 212V211H185ZM196 212V211H195ZM222 212H221V216H222ZM231 212V214H232V211H230ZM62 213V212H61ZM66 213V212H65ZM71 213V212H70ZM168 213V212H167ZM184 213V212H183ZM188 213H190L189 212V210H188ZM220 213V212H219ZM77 214V213H76ZM79 214V213H78ZM240 214H242V213H240ZM69 215V214H68ZM81 215V214H80ZM79 215V216H80ZM89 215H91L90 214V211H89ZM171 215V214H170ZM182 215V214H181ZM185 215V214H184ZM188 215V214H187ZM191 215H192V213H191ZM194 215V214H193ZM228 215H230L229 214V212H228V214H227V216ZM69 216H71V215H69ZM74 216V215H73ZM92 216H93V214H92ZM158 216V215H157ZM156 216V217H157ZM160 216H161V214H160ZM172 216V215H171ZM183 216V215H182ZM189 216H190V214H189ZM210 216V218H211V215H209ZM208 216V217H209ZM78 217V216H77ZM83 217H84V215H83ZM91 217V216H90ZM185 217H188V216H186L185 215ZM225 217H226V215H225ZM65 218H67V217H65ZM86 218V217H85ZM158 218H161V217H158ZM171 218V217H170ZM175 218H176V215H175ZM192 218V217H191ZM190 218V219H191ZM196 218V220L198 219V217H195ZM203 218V219H204ZM220 218V217H219ZM227 218V217H226ZM60 219V218H59ZM62 219V218H61ZM77 219V218H76ZM81 219V216H80V218H79V220ZM90 219V218H89ZM89 219H87V220H89ZM96 219V218H95ZM169 219V218H168ZM183 219V218H182ZM186 219V218H185ZM56 220H57V218H56ZM82 220V219H81ZM91 220V219H90ZM160 220V219H159ZM165 220H167V219H165ZM172 220V219H171ZM212 220V219H211ZM210 220V221H211ZM215 220V219H214ZM217 220V219H216ZM108 222H110V220H107ZM156 221V220H155ZM169 221H170V219H169ZM169 221H167V222H169ZM213 221V220H212ZM54 222H56L55 221V219H54ZM85 222L87 223L88 221H83V225L86 227V225H85ZM91 222H93V221H91ZM91 222L89 223V224H91ZM179 222H181V221H179ZM179 222H178V224H179ZM185 222V221H184ZM206 222V221H205ZM209 222V221H208ZM60 223H62V222H60ZM59 223V224H60ZM97 223V222H96ZM157 223H158V221H157ZM159 223H161V222H159ZM185 223H187V222H185ZM190 223H191V221H190ZM194 222L192 221V223L191 224H193ZM198 223H201V224H203V222H201V220H198L197 221V224L195 225V226H197V227H200V226H198ZM210 224L212 223V222H209ZM52 223H50V225H51ZM54 224V223H53ZM58 224V227L60 226ZM81 224V223H80ZM94 224V223H93ZM183 224V223H182ZM206 223H204V225H205ZM57 225V224H56ZM180 225H181V223H180ZM194 225V224H193ZM208 225V224H207ZM31 226V225H30ZM80 226V225H79ZM88 226V225H87ZM91 226L93 227V225L91 224ZM162 226H163V224H162ZM166 226V225H165ZM209 226V225H208ZM27 227V226H26ZM35 227V226H34ZM55 227V226H54ZM54 227H53V229H54ZM63 227V226H62ZM81 227H82V225H81ZM95 227H99V226H95ZM160 227V226H159ZM194 227V226H193ZM196 227V228H197ZM28 228V227H27ZM26 228V229H27ZM83 228V227H82ZM161 228V227H160ZM207 228H209V227H207ZM25 229V230H26ZM29 229V233L28 234H26V235H23L22 234V232H21V235H20V241H21V245H22V248H21V250H18V251H16V250H13L12 251V253H7L6 254V256L2 259V264H60V262H62L63 260H66V258H68V254L67 253H69L68 251H67V253H66V249H64V247H66L67 248V246L65 245V246H61L60 244L62 243H58L60 246H58L57 247V245H56V243H54V241L53 240H50V238L48 237L47 239H44L45 238V235L43 236V237H40L39 238V240H38V238L36 239L35 237H36V234L30 229V228H28ZM36 229V228H35ZM59 229H62L61 227L60 228H58V230ZM76 229V228H75ZM74 229V230H75ZM78 229V228H77ZM80 229V228H79ZM86 229V228H85ZM90 226H88V231L89 232H91L90 230ZM156 229H157V227H156ZM194 229H195V227H194ZM39 230H40V228H39ZM39 230H38V232H39ZM47 231H48V229H46ZM57 230V231H58ZM74 230L72 231V230H70L69 229V231H72L73 233H74ZM94 230V229H93ZM92 230V231H93ZM96 230L97 229H95V232H96ZM160 231H161V229H159ZM165 230V229H164ZM203 230H206V229H203ZM32 231V232H31ZM52 231V230H51ZM55 231V230H54ZM187 231V230H186ZM198 231H199V229H198ZM26 232H27V230H26ZM37 232V236L39 237V233ZM60 232H63V229L62 230H60ZM66 232H68V231H66L65 230V233ZM185 232V231H184ZM188 232V231H187ZM191 232V231H190ZM201 232V235L202 234H204L203 232L204 231H200ZM23 233H25V232H23ZM41 233H43V232H41ZM46 233H48V232H46ZM69 233V232H68ZM93 233H94V231H93ZM195 233V232H194ZM69 234H71V233H69ZM88 234V233H87ZM97 234V233H96ZM100 234V233H99ZM179 234H183V231H182V233H178V235ZM196 234L198 235V232L196 231ZM60 235H61V233H60ZM90 235H93V234H90ZM41 236V235H40ZM53 236V235H52ZM55 236V235H54ZM65 236V235H64ZM74 236L76 237V233L74 234ZM82 236H83V234H82ZM199 236V235H198ZM58 238L60 237V236H57ZM66 237V236H65ZM64 237V238H65ZM72 237V236H71ZM71 237H70V239H71ZM91 237V236H90ZM161 237V236H160ZM181 237H182V235H181ZM203 237H204V235H203ZM57 238V239H58ZM63 238V237H62ZM68 238V237H67ZM93 238V237H92ZM91 238V239H92ZM201 238V237H200ZM200 238H199V240H200ZM52 239V238H51ZM69 239V238H68ZM91 239H90V241H91ZM160 239V238H159ZM158 239V240H159ZM184 239H185V237H184ZM190 239H191V237H190ZM202 239V238H201ZM37 240V241H36ZM64 240H66V239H63V241ZM76 240V239H75ZM79 240H82V238H80ZM161 240V239H160ZM178 240V239H177ZM187 240V239H186ZM58 241H60V240H58ZM67 241V240H66ZM86 241H89V240H86ZM94 241H95V239H94ZM94 241H93V243H94ZM188 241V240H187ZM191 241V240H190ZM78 242H80V241H78ZM84 242H85V239H84ZM67 243H69L68 241L66 242V244ZM92 243V244H93ZM180 243V242H179ZM82 244H87V243H82ZM186 244H187V242H186ZM16 245V244H15ZM73 245V244H72ZM90 245V244H89ZM166 245H170L169 243L168 244H166ZM173 245V244H172ZM86 247L85 248H87L88 247V244L87 245H85ZM160 246V245H159ZM171 246V245H170ZM178 246V245H177ZM183 246H184V244H183ZM194 246V245H193ZM195 246H196V244H195ZM16 247H18L17 245H16ZM15 247V248H16ZM20 247V246H19ZM83 247H84V245H83ZM199 247H200V245H199ZM198 247V248H199ZM158 248V247H157ZM179 248V247H178ZM181 248V247H180ZM190 248V247H189ZM202 248H204V247H202ZM207 248V247H206ZM164 249H165V247L163 248V252H164ZM169 249V248H168ZM182 249H184V248H182ZM191 249V248H190ZM209 248H207V250H208ZM72 250H75V248L74 249H72ZM170 250V249H169ZM196 250V252L198 251V249H195ZM200 250V249H199ZM76 251V250H75ZM75 251H73V252H75ZM152 252V251H151ZM150 252V255H151V259H152V253ZM173 252V251H172ZM189 252H191V251H189ZM196 252H194L192 255H194ZM166 253H167V251H166ZM185 252L184 251H179V250H177V249H175L174 250V253H173V256H174V259H173V261L176 263V262H178V260H180V258L182 257V256H184L183 254H184ZM73 254H75V253H73ZM77 254H78V252H77ZM76 254V255H77ZM85 254V253H84ZM87 254V253H86ZM85 254V255H86ZM71 255V254H70ZM167 255V254H166ZM67 256V257H66ZM74 256V255H73ZM78 256L79 255H77V258H78ZM164 256V255H163ZM80 258H81V256H79ZM154 257V256H153ZM186 257V256H185ZM65 258V259H64ZM258 258V257H257ZM76 258L74 257V260H75ZM154 259V258H153ZM188 259V258H187ZM73 260V261H74ZM169 260V259H168ZM72 261V262H73ZM154 262H155V259H154ZM76 263H78V260H77V262ZM63 264V263H62ZM69 264H72V263H69ZM163 264H169L168 262L167 263H164L163 262ZM171 264V263H170ZM177 264V263H176Z\"/></svg>",
  "mask_w": 264,
  "mask_h": 264
}]
</instances>
